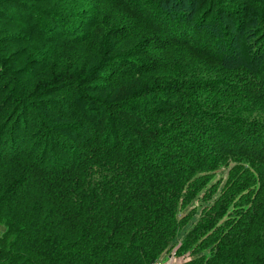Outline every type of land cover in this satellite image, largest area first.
I'll use <instances>...</instances> for the list:
<instances>
[{
  "label": "trees",
  "instance_id": "trees-1",
  "mask_svg": "<svg viewBox=\"0 0 264 264\" xmlns=\"http://www.w3.org/2000/svg\"><path fill=\"white\" fill-rule=\"evenodd\" d=\"M1 225L0 264H264V0H0Z\"/></svg>",
  "mask_w": 264,
  "mask_h": 264
},
{
  "label": "rangeland",
  "instance_id": "rangeland-1",
  "mask_svg": "<svg viewBox=\"0 0 264 264\" xmlns=\"http://www.w3.org/2000/svg\"><path fill=\"white\" fill-rule=\"evenodd\" d=\"M12 27H13V29H16V26H12ZM230 148H232V146H231V147H227V151L232 152V150H231ZM229 156H230L229 154H226V156H223V157H224L223 160H224L226 163H228V164L232 167V162L230 161ZM235 171H236V170L233 169L232 174H233ZM228 174H229V173H228ZM210 176H211L210 179H209L210 182H209V181L207 182V184L203 187V189H202L201 191H199V193L193 198V200H192L191 202H189V203H187V204H185V205H180V206L178 207V210H177V211H178V217H179V218L188 219V217H189L190 214H191L192 217H191V219L189 220V222H187V223H189V224H190L191 222L193 223V222L197 219L198 214H199V209H198V207H200V206L202 205V203H201L202 200L208 198V197L210 196V194L213 193V192H215V191H216L215 194H218V193H219V195L222 194V192L220 191V189H221V187H222L224 181H227V179H226V176H227V169H226V167L220 168V169H218V170H216V171H214V172H211V175H210ZM247 176H248V174H246V173L240 175L239 170H237V171L232 175L231 180L228 181L229 184H228V186L226 187V190L224 191V193H223L221 199L227 197V196L229 195V193L232 191V188L237 189V187L234 186L235 183H236L237 181H239V180H241V179L247 177ZM227 178H228V177H227ZM212 183H214V185H213V187L211 188V192H210L208 195H206L205 198H203V197H204V192L206 191L207 187H209ZM248 192H249V189H247V188L243 189L241 192H239V193L236 195L234 202L236 201V199H237L239 196H241V198H240L237 202H235V203L233 202V204H231V205H229V206H232V207L235 208V205H236V204L245 203V201L249 202V200H251L252 197L250 196V193H248ZM202 196H203V197H202ZM14 199L17 200V197H15ZM247 202H246V203H247ZM246 203H245V204H246ZM197 209H198V210H197ZM187 223H186L184 226H182L181 228L179 227L180 230H182L183 228H185L186 225H187ZM188 226H189V225H188ZM4 230H5V228L1 225V226H0V234H2V233L4 232ZM184 232H185V231H181V232L179 233V235L177 236L176 241L174 242V245H173L172 247H170L168 251L166 250L165 253H162V254L159 256V258H160L161 260H166V259H167V255H172V257H170V260H171L172 262H170V263H171V264H180L181 262L187 260V259L189 258L188 256H191V257H192V255L198 256V255H201V254H204L205 256H209V255H210L211 251H210L209 248H208V249H205V250H203V251H201V252H199V253L191 254L192 251H193V247H194V245H196L197 243L194 244V245H191V246L188 248V250H186V251L183 252V256H187V257H185V258H184V257H181V256L178 257V256H179V253H176V254L174 255L175 251L177 250V248H178L179 246H181V244H182V242H183V240H184V235H183ZM176 246H178V247H176ZM160 259H159V260H160ZM161 260H160V261H161ZM151 263H152V262H151ZM151 263H150V264H151Z\"/></svg>",
  "mask_w": 264,
  "mask_h": 264
}]
</instances>
